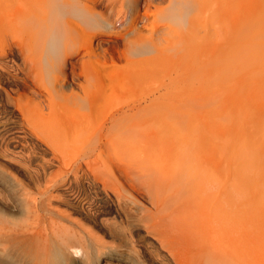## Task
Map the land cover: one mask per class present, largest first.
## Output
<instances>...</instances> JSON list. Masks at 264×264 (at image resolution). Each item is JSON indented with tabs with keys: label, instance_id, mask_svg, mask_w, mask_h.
I'll return each instance as SVG.
<instances>
[{
	"label": "bare ground",
	"instance_id": "6f19581e",
	"mask_svg": "<svg viewBox=\"0 0 264 264\" xmlns=\"http://www.w3.org/2000/svg\"><path fill=\"white\" fill-rule=\"evenodd\" d=\"M97 1L0 0V109L20 118L21 126H18L24 136H36L37 127V131L44 129L28 124L27 116L35 109L29 113L26 110L32 106L22 107L25 98L42 114L45 107L48 113L60 117L55 124L44 125V133H40L46 134V139L52 138L49 141L52 144L47 141V146L50 144L53 148L56 143L57 148L44 149L51 152L48 159L32 156L38 155L35 147L36 152L31 154H25L23 146L24 150L16 147L20 151L13 152L19 156L4 153L9 147L3 149L1 170L11 174L5 168L17 157L13 163L29 182L12 176V182H16L14 189L0 177V264L11 263L3 261L2 257L12 255L9 251L14 242L15 247L21 245L22 242L17 244V238L22 236L24 241L30 236L37 237L39 259L38 254L33 255L37 264H63L66 249L73 254L81 252L82 257L91 262L95 258L97 264H109L111 255L108 253L118 245H111L102 234L99 236L95 231L98 226L107 229L105 234L109 235H114L112 227L129 228L125 227L130 230L127 247L138 253L135 238L143 233L144 244L162 264H264V208L258 206L247 184L241 181L236 159L225 151L221 118H209L205 114L193 117L191 109H205L207 105L205 102L196 104L188 98L179 99L176 107L158 97L149 103L144 100L143 105L139 100L130 102L122 96L131 84L129 75L143 73V63L148 61L134 60L132 56L150 55L148 59L155 65L162 58L158 50L146 44L137 45V36L127 43L126 64L122 68L115 67L112 64L115 62H111V66L102 63L95 44L99 37ZM41 3L46 9L43 11L40 7L39 12L34 13L32 8ZM237 9L241 39L251 38L255 54L264 61V0H237ZM57 17L65 18V26L62 20V24L56 21ZM52 19L56 25L51 23ZM134 25L130 29L136 32L137 25ZM60 32L66 33V40L60 37ZM77 37H84L82 52L75 49ZM71 46L75 50H69ZM72 54L78 56L77 62L70 60ZM54 66L59 67L56 70L60 69L62 74L58 76L59 89L54 84L49 85L51 88L40 87L39 76ZM107 68L114 76L105 73ZM56 77L49 82H55L52 79ZM80 79L83 82H78ZM99 80L101 85L97 84ZM21 89L24 91L20 92ZM56 97L63 101L56 102ZM108 105L111 112L105 110ZM6 129L0 126V137ZM61 142L66 146L65 151H61ZM122 181L145 197L151 209L129 199ZM30 184L34 185L35 192L31 191ZM126 198L130 200L127 207ZM102 202L106 204L104 207L100 205ZM20 210H24L22 218H14L13 212ZM108 213H113V220L105 217ZM74 214L79 218L73 217ZM91 223L92 226L88 225ZM34 249L36 252L37 248ZM31 260L27 263H33ZM115 260L114 264L129 263Z\"/></svg>",
	"mask_w": 264,
	"mask_h": 264
},
{
	"label": "rangeland",
	"instance_id": "374dc122",
	"mask_svg": "<svg viewBox=\"0 0 264 264\" xmlns=\"http://www.w3.org/2000/svg\"><path fill=\"white\" fill-rule=\"evenodd\" d=\"M107 1L109 2L110 0H98L96 7L97 13H99L97 15L98 24L96 27V32L99 37H97V40H95V44L97 45L96 50L103 55L101 56V54L97 52L98 54H100L99 60H101L102 63L105 62L109 65L111 62H115L112 63L115 67L122 68L126 64L124 53L126 52V47L128 45L127 43L129 42V40L137 36H139V41H137L136 43L137 45L146 44L148 47L158 50L160 55L159 58H162V60L157 61V65H155L152 62L151 58L148 59L150 55L132 56L131 59L134 60H148L147 63H143L144 66L143 69H141L145 70L146 72L144 71L138 76H134L132 74L129 75L130 78L132 77V79H129L130 82L128 83H131L132 85L129 84L131 87L129 86L128 89L124 90V92L121 93V95L130 102L139 100L140 103H143V105L149 103L150 100H153L155 97L161 98L162 100H168L169 102H171V104H173V106L176 107L179 103V99L188 98L199 105L205 102V105H207L205 109L195 107L191 109L190 115H192L193 117H197L199 115L205 114V116H208L209 118H221L224 130L225 151L230 157L236 159L239 167L238 169L240 170V178L242 179L241 181H243L245 186L247 184L246 188L250 193H252L251 195L254 196L255 202L257 201L258 206L264 208V61L259 57L260 55L255 54V51L252 48L251 38L247 37L250 40H243L240 37L238 30L237 0H112L110 3H107ZM108 5L110 7L113 6V8L115 9L111 8L110 10V7ZM45 6L46 5L44 3H41L40 6L36 5L32 9L34 13H38L39 8L42 7L44 11L46 9L44 8ZM50 16L51 14L49 13L48 17L51 18L52 16ZM135 16L137 17L138 21L135 20ZM57 18H55L56 21H60L59 24H62L64 22L63 25L65 26V18H61L63 22L59 20V17ZM132 18L135 22L132 20ZM55 19H52L53 22L51 23L54 24ZM57 22L55 23V25L57 24ZM132 22L137 25V28L135 27L137 29L136 32H133L130 29L134 25L133 24L132 26H130ZM51 23H49V25ZM41 33L45 37L44 32L41 31ZM60 33L62 34V36L60 34V37L67 36L65 35L66 33ZM37 34L39 35L40 32ZM80 38L77 39L78 41L76 42L77 45L75 44V49L82 52L84 50L83 48L85 41H83L84 37L82 39ZM61 46H63V44ZM74 47L71 46L69 50L71 48L74 49ZM63 53L64 52H62L61 54L64 56L65 54ZM61 54L58 56V58L61 56ZM54 57L58 59L56 56ZM70 60H73L72 62H77L78 56L72 54ZM148 64H152V66H149ZM110 66L107 65V67L109 68ZM67 67H69V63ZM58 68L59 67L54 66L52 70H56ZM50 69L51 68H49L50 73L46 71L48 69L44 70V74L42 72L43 70H41V74L43 75H41L42 77L39 76L38 81L41 85L43 83L45 85H40V87L44 88L47 85L48 88H51L53 86L52 84H54V87L56 86L55 88L59 89V86H57V82H59V77L62 75L60 74V69L56 71H50ZM107 69H105V73L114 76V74L110 73L109 69L108 73L106 71ZM45 74H50V77L48 75L46 76ZM53 77H56L52 79L55 82H49ZM47 78L50 80H48ZM78 82H83V79H80ZM97 84L101 85V80H99ZM49 85L52 86L50 87ZM23 91L24 90L22 89L20 90V92ZM75 91L79 93V89L75 88ZM64 92L69 93L68 90H65ZM31 98L32 97L29 96V99ZM56 98L57 100L59 99V97ZM21 99L24 98L22 97ZM144 100L146 103L143 102ZM62 101L63 98L61 99L60 97V100L56 102ZM19 102L17 101V103ZM26 102L27 104H25ZM28 102V99L25 98L24 103H22L24 106L22 104L21 105L22 107H26L27 105L32 106L30 107V109L28 107L27 110L24 108L29 113L30 111H33V109H35V111L31 112L30 115L28 114L27 116V121L28 118H30V123L28 122L29 125H36L35 127L40 126L42 129H45L46 126L44 127V125H52L53 123H56V120H60V117L58 115L48 113L50 111H47V108L44 107L43 114H45L43 115L42 112L38 111L39 109L36 108L32 102ZM18 105L16 106V109H19L18 111H20V108L18 107L21 105ZM108 107L109 105L105 110L107 112H111L112 108L111 110L109 109V111L107 109ZM1 110L2 108L0 109V111ZM2 111L0 112V122L2 124H0V126H6L7 131L4 132L3 135L1 134L0 137V177L6 180V182L10 183V186L15 189L16 182H12L15 175L25 181H27L28 178L24 176L21 171L19 172V167H17L13 163L14 158H17L14 156V158L12 157L13 159L11 160L12 165L8 164L5 168L12 173L10 172L11 174H9L1 170V165H4V161H2V158L4 159V147L5 149L9 147L8 149H6L7 151L4 150V153H14L13 155L15 156L18 155L15 154L17 151L24 149L28 151L30 148L31 150H29L28 152L24 150V153L31 154L33 151L34 153L38 151V155L35 153L36 155L32 154V156H36V158L38 159L41 158V156L49 158L51 156V152H49L48 150L49 153L47 151L46 153L45 150L50 149V146L52 148V145H50L52 144L50 143L52 138L48 137V140L46 139V137H44V135L46 136V134H43L42 136L41 134L44 133V129L42 131H37L38 127L36 128V136L31 134L28 136L25 135V137L24 134H22V130L20 129L21 127H19L21 126L20 118L12 115L7 110ZM4 112L6 116H2ZM11 123L13 124L11 125ZM61 126L63 127L65 125L63 124ZM30 127L35 128L33 126ZM47 127L48 129L50 128V126ZM15 129H17L18 131ZM45 132L48 133V131ZM19 135H22L24 137L20 136L18 138ZM21 138L23 140H21ZM35 138L37 139L35 140ZM44 139H46V143L44 142ZM26 140L28 142H26ZM47 141H50V144L48 143V146ZM58 141L57 144L59 143ZM4 142L6 143L4 144ZM21 143H23V145ZM62 143L63 142H61L59 146L63 145V150L61 149V151H65L64 147L66 146L64 145V143ZM43 144L44 146H42ZM22 146L24 147V149ZM54 146H56V143H54ZM54 146L53 148H57ZM59 146L58 148L60 149L61 146ZM16 147H19V149H21L19 150ZM34 147L35 149H37L36 151L35 149L33 150ZM14 150L16 152H13ZM33 160L39 161L35 158ZM1 172L4 174H2ZM27 182H29V180ZM122 184L126 189L125 195L129 199H134L136 200L138 205H142L147 209H151L150 205L144 201L145 197L143 198L133 192L127 184L123 183V181ZM30 185V189H32L31 191L35 192L36 189L33 190L34 185ZM241 185L244 186L243 184ZM242 188L246 189L245 187ZM244 189L242 190L244 191ZM128 198L125 199V202L127 203L125 205L126 207L130 204V200ZM100 205L104 207V205L106 204L102 202V204L100 203ZM22 208H24V206ZM21 211L22 210L13 212L14 215L12 216L14 218L17 217L18 219L22 218V213H24V210L22 211V213ZM19 214H22L21 217L17 216ZM108 214H105L106 216L103 215V218L104 216H108L107 218L110 221L111 217L113 218L114 216H112L113 213L109 215ZM76 216L79 218V216L76 214H74L73 217ZM107 218L105 219L108 220ZM88 225L92 226V223ZM125 227H112L111 232L114 233L115 236L113 234H105V232H107V229L103 227L98 226V228L95 229V231L99 233L98 235L100 236L102 234L101 236L105 237L107 242H110L111 245L116 244L119 246V248L118 246H116L117 248L113 247V251L111 250V254L108 253L110 250L107 251L108 255H111V261L109 260V264H114L116 262V258L124 260L127 263L129 262L128 264H162L161 260L154 254H152L148 250L149 247L144 244L145 242H143V239H145V237H142L143 239L141 238V236H144L143 233H140V235L136 236L137 238H135L137 239L136 247L137 245L139 246L136 248V250H138L139 253L133 249L131 250L130 247H127V239L129 237L128 231L130 232V230H127L129 229L127 227V229L125 230ZM108 231L110 230L108 229ZM18 238L17 244L19 242H22L20 243L21 245H19V247L21 246V248H19L18 245H16L15 247L16 242H14V247L11 251H9L10 255H12L9 256V258H7V255H4V257H2V260L9 261L11 262L10 264H23V262L26 264H37L36 257H38L39 259V242L35 241L37 240V237H34V239L30 236L29 238L27 237V240L25 241L23 240L25 239V237L23 236L19 239ZM20 239L22 241H20ZM29 239H34V241H32L35 243H33ZM139 239L142 241H140ZM23 242L27 243L28 245L26 244V246H24ZM27 246L29 247L27 248L28 250L25 248ZM22 247L24 248V252L22 251ZM34 248H37L36 252ZM15 249L16 252L18 250L20 251L17 252V254L16 252L12 253V251H15ZM109 249H111V247ZM18 253L21 254L19 255ZM65 253L66 255L64 256V263L61 260V263L63 264H97L95 258L92 259L91 262V259L87 260L85 257L83 258L82 254H80L81 252L78 254H73L71 250L66 249ZM37 254L38 256H36ZM21 255H23L22 258L25 260L21 258ZM33 255H35L36 257L34 258ZM151 255H153L157 260H154L155 258ZM25 256H27V259ZM29 257L35 260H31ZM28 258L33 261V263H27V261H30ZM62 259L64 260V258Z\"/></svg>",
	"mask_w": 264,
	"mask_h": 264
}]
</instances>
